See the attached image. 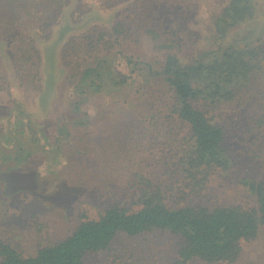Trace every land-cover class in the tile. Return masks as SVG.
<instances>
[{
	"label": "rangeland",
	"instance_id": "1",
	"mask_svg": "<svg viewBox=\"0 0 264 264\" xmlns=\"http://www.w3.org/2000/svg\"><path fill=\"white\" fill-rule=\"evenodd\" d=\"M190 1L186 22L172 25L176 35L156 30L152 40L139 31L118 39L108 53L100 42L93 43L94 53L75 47L68 70L62 50L70 37L93 26L109 29L129 12L126 3L103 11L93 1L70 0L61 21L45 30L47 37H37L39 89L18 85L0 41V73L6 77L0 79V243L35 255L66 238L82 215L97 217L112 203L137 209L141 197L156 189L172 207L255 206L249 180H264V54L232 101L194 103L223 127L229 160L201 171L203 185L194 187L188 184L192 170L178 161L189 127L171 113L166 56L183 61L209 49L212 15L221 7ZM251 4L253 17L228 38L234 47L261 36L256 45L264 46V0ZM179 242L167 230L119 233L108 250L88 254L84 264H174ZM187 264H264V228L242 245L234 263L195 258Z\"/></svg>",
	"mask_w": 264,
	"mask_h": 264
},
{
	"label": "trees",
	"instance_id": "2",
	"mask_svg": "<svg viewBox=\"0 0 264 264\" xmlns=\"http://www.w3.org/2000/svg\"><path fill=\"white\" fill-rule=\"evenodd\" d=\"M90 1L103 11L126 3L129 12L121 20L115 19L109 29L93 26L80 36L70 37L62 50V60L68 70V61L73 60L77 49H91L94 53L93 43L100 42L108 53L118 39L139 31L152 40L159 35L156 30H169L164 32L176 35L172 25L182 27L188 7L193 4L190 0H78L85 5ZM211 1L221 6L212 15L209 26L211 47L183 61L176 54L168 53L165 62V72L173 77L168 81L175 100L171 113L189 127L182 144V147L188 146L178 148L177 152L181 151L178 161L183 160L185 169L192 170L188 184L193 187L203 185L205 176L198 175L201 171L229 160L223 143V127L211 121L206 111L194 103L201 101L215 106L232 101L237 91L250 82V72L259 69V56L264 54V46L256 45L262 36L241 47L228 43L232 31L253 17L251 0ZM69 2L0 0V41L6 46L19 86L25 83L38 89L41 86L42 56L37 37H47L45 30L59 22ZM168 11L172 17L167 16ZM172 18L176 22H171ZM2 76L0 73V79H6ZM249 181L256 197L254 207H172L156 189L141 197L137 209L112 203L97 217L82 215L66 238L39 248L35 255L22 256L9 244L0 243V264H84L88 254L108 250L117 234L136 235L153 229L167 230L180 237L174 264H187L195 258L207 263H234L240 257L242 245L256 239L264 228V180Z\"/></svg>",
	"mask_w": 264,
	"mask_h": 264
},
{
	"label": "crops",
	"instance_id": "3",
	"mask_svg": "<svg viewBox=\"0 0 264 264\" xmlns=\"http://www.w3.org/2000/svg\"><path fill=\"white\" fill-rule=\"evenodd\" d=\"M41 70H42V65H41ZM42 77H43V75H42ZM73 92V91H72Z\"/></svg>",
	"mask_w": 264,
	"mask_h": 264
}]
</instances>
